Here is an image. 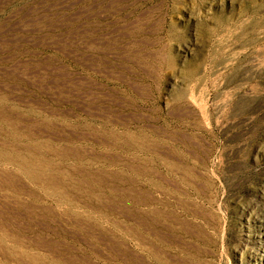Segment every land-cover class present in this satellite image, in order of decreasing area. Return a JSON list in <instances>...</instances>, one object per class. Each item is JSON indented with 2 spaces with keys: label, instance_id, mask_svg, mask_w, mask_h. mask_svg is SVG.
<instances>
[{
  "label": "rangeland",
  "instance_id": "obj_1",
  "mask_svg": "<svg viewBox=\"0 0 264 264\" xmlns=\"http://www.w3.org/2000/svg\"><path fill=\"white\" fill-rule=\"evenodd\" d=\"M0 264H264V0H0Z\"/></svg>",
  "mask_w": 264,
  "mask_h": 264
}]
</instances>
